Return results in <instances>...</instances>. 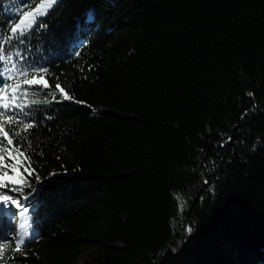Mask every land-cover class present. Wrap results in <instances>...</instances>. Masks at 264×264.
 Wrapping results in <instances>:
<instances>
[{
    "label": "trees",
    "instance_id": "1",
    "mask_svg": "<svg viewBox=\"0 0 264 264\" xmlns=\"http://www.w3.org/2000/svg\"><path fill=\"white\" fill-rule=\"evenodd\" d=\"M39 2L0 3L48 85L0 134L34 231L1 264H264V0H59L17 43Z\"/></svg>",
    "mask_w": 264,
    "mask_h": 264
},
{
    "label": "snow or ice",
    "instance_id": "2",
    "mask_svg": "<svg viewBox=\"0 0 264 264\" xmlns=\"http://www.w3.org/2000/svg\"><path fill=\"white\" fill-rule=\"evenodd\" d=\"M3 0H0V3H2ZM59 0H56V3L58 4ZM50 5L47 4H41L38 6V8L36 9L35 13H26L25 16L26 17H34L35 15H43L44 14V10L49 7ZM42 23V22H41ZM22 26H25V20L22 19L20 21L19 24H17L15 27L12 28L11 32L13 34L17 33V29H21ZM27 27H31V20H29L28 24L26 25ZM21 36H23V40H20L18 37L17 39V43H22L24 41L27 40V36L24 35L23 31L20 34ZM3 38V34L0 33V39ZM11 39L12 37H10L8 43H11ZM13 56L8 54V49L5 48L3 51V54H0V69H3V72L0 73V85H3V96L0 97V99L4 100L3 104H2V109L3 111H0V116L4 117V124H0V133L3 134L4 138L7 139L8 144L11 145L12 144V139L9 138V133L7 131H5V124H15L16 123V119L13 115H11L10 113L15 111V109L18 108H22L23 105L19 104V103H15V101L17 100V97L19 95H21V93H19L17 90L21 87V84H26V85H33V84H44L45 87H47L48 85L46 84V82L44 81L43 77L37 79L35 76H33L31 79H28V72L22 70L17 64L13 63ZM7 76V80L11 81V80H17L19 78H23L22 80H20V82L16 83V84H9L6 83L4 77ZM58 89H60V92L63 93V89L60 88L59 85L56 86ZM9 89H11L12 92V96H11V100L13 101L12 104H10L8 102V93H9ZM251 95V94H249ZM65 99H68L69 97L65 94L64 95ZM32 125L30 124H26L24 125V128H29ZM0 143H2V141H0ZM9 155L11 156V153H9ZM22 155V154H21ZM2 159V158H0ZM12 159H17V157H12ZM21 161L17 159V164L16 165H5V167H11V170L13 173H15V175H8L7 171H5L3 173V175H0V181H9L12 184H17L22 180V177L20 176V172H19V165H20ZM30 167V165H29ZM25 171H28V168H25ZM31 174V173H29ZM18 190V189H17ZM36 191H39V188L36 189ZM2 199L4 201H8L10 199V197L8 195H3ZM27 199V198H25ZM12 203L17 204V206L19 207L20 205L17 203V201L15 199L12 200ZM3 205H0V208H2ZM24 212H27L28 209L25 207ZM187 231L191 232V227H187ZM6 239V237H4ZM27 242H31V241H25L23 236L17 237V250H19L22 246V243L26 245ZM2 247H7V244H3L0 245V248ZM8 255H11V253H9Z\"/></svg>",
    "mask_w": 264,
    "mask_h": 264
},
{
    "label": "rangeland",
    "instance_id": "3",
    "mask_svg": "<svg viewBox=\"0 0 264 264\" xmlns=\"http://www.w3.org/2000/svg\"><path fill=\"white\" fill-rule=\"evenodd\" d=\"M56 2V0H40V2L31 10L27 11V13H35L36 9L39 5L47 4L50 5L44 10V13ZM26 14V13H25ZM25 14H22L16 25L20 23L22 19L25 20V26H22L21 29H17V33L19 34L22 31H25L29 29L26 25L28 24L29 20H31V25L34 23L35 19L40 15H35L34 17H26ZM15 25V26H16ZM14 26V27H15ZM15 35V34H14ZM12 94L11 89H9L8 95ZM3 96V88L0 89V97ZM4 100L0 99V108H2ZM2 134V133H0ZM3 137L2 135L0 136ZM0 166L5 165H13V162L10 161V158L8 156V150L6 147H4L3 144L0 143ZM5 159L9 160L5 162ZM10 170V175H15V173L12 172L11 167H7ZM23 185V179L17 183L12 184L9 181H0V205H3L2 208H0V217L4 218L6 220L7 227L5 229L4 226H0V234L7 235L10 238V241L12 242V246L3 250V247L0 248V264H1V258L3 260H6L9 253L12 252H18L22 253V251L17 250V237L23 236L25 241H29L34 236V231L30 226V218H29V199L31 196L25 195V193L20 192V188ZM18 189V190H17ZM3 195H8L10 199L8 201H4L2 199ZM27 198V199H25ZM15 199L17 203L20 205L19 207L17 204L12 203V200ZM27 208L28 211L24 212V208ZM10 230V231H9ZM1 245V244H0ZM23 245V243H22Z\"/></svg>",
    "mask_w": 264,
    "mask_h": 264
},
{
    "label": "water",
    "instance_id": "4",
    "mask_svg": "<svg viewBox=\"0 0 264 264\" xmlns=\"http://www.w3.org/2000/svg\"><path fill=\"white\" fill-rule=\"evenodd\" d=\"M63 94V93H62ZM186 234V231L184 232ZM185 245V239L182 238L179 242H178V246L177 248L174 249V252H178L179 250H181Z\"/></svg>",
    "mask_w": 264,
    "mask_h": 264
},
{
    "label": "bare ground",
    "instance_id": "5",
    "mask_svg": "<svg viewBox=\"0 0 264 264\" xmlns=\"http://www.w3.org/2000/svg\"><path fill=\"white\" fill-rule=\"evenodd\" d=\"M4 219V218H3Z\"/></svg>",
    "mask_w": 264,
    "mask_h": 264
}]
</instances>
